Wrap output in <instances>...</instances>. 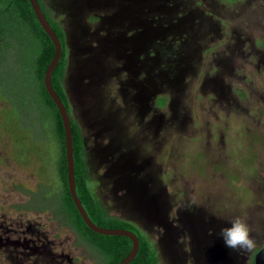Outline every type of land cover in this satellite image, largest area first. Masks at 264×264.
Listing matches in <instances>:
<instances>
[{"label":"rangeland","instance_id":"374dc122","mask_svg":"<svg viewBox=\"0 0 264 264\" xmlns=\"http://www.w3.org/2000/svg\"><path fill=\"white\" fill-rule=\"evenodd\" d=\"M43 3L66 36L63 86L108 214L143 232L160 264L253 262L264 247V0ZM7 30L0 264H100L64 224L55 119L42 98L25 106L15 63L32 49ZM237 216L257 241L239 255L218 235Z\"/></svg>","mask_w":264,"mask_h":264},{"label":"trees","instance_id":"16d2710c","mask_svg":"<svg viewBox=\"0 0 264 264\" xmlns=\"http://www.w3.org/2000/svg\"><path fill=\"white\" fill-rule=\"evenodd\" d=\"M37 2L45 18L59 38L62 46V54L53 70L51 81L56 94L64 103L70 116L76 192L81 204L90 220L96 226L111 229H127L137 235L139 239V250L134 259L128 264H160L156 248L152 241H150L148 237L131 222L109 215L102 202L98 199L94 188L90 187V177L88 174L83 137L78 125L73 119L65 87L63 86L68 65L66 36L61 25L53 19L52 10L43 3V0H37ZM3 14H5L6 17H4ZM7 28L14 29V32L19 35L20 38L18 44H22L26 40L25 45L30 46V49H32V52L28 54L30 56L28 60L18 58L15 63L19 65L17 66V71H19L22 78L24 77V79L21 78L22 80H20V84L22 85L23 83V86L27 88L24 92L25 94H23L24 96L28 95L26 97L27 101L25 102V106L30 109H33V105V107L39 108L40 106H36V104L40 102L38 101L39 98H42L45 116L50 115L52 118L50 112V110H52L55 119L53 123L54 129L55 132H57L62 146L60 160V162H62V167H59V173L64 175L66 182V199L63 197V201L65 200L64 203L68 204V208H64L65 221L62 218L63 216L60 215V218L64 221V224L75 232L82 243H84L86 247L99 258L100 264H118L131 250L132 243L130 239L124 236L101 235L90 230L82 220L70 197L67 188L63 124L60 114L48 95L43 82L45 70L54 56L55 48L38 23L29 0H0V55L6 51L3 44L7 47H9V45L11 47L15 45L12 42L10 43L8 38H5L4 42L1 37L2 30L7 31L8 34L12 33L8 32ZM7 41L9 43H6ZM10 53L12 55L11 57H13V53ZM29 69L31 70L28 71ZM5 72L6 70L0 71V75H3ZM2 81L4 80L0 77V82ZM16 83H13L12 86ZM42 209L43 208H36L35 210Z\"/></svg>","mask_w":264,"mask_h":264},{"label":"water","instance_id":"95a60500","mask_svg":"<svg viewBox=\"0 0 264 264\" xmlns=\"http://www.w3.org/2000/svg\"><path fill=\"white\" fill-rule=\"evenodd\" d=\"M35 17L40 24L41 28L44 30L46 35L49 37L51 42L54 45L55 52L54 56L51 59L50 63L48 64L45 73H44V86L45 89L50 96L51 100L55 104L64 129V141H65V159H66V171H67V188L70 194V197L79 212L82 220L87 225V227L92 230L93 232L101 235H116V236H124L130 239L132 246L131 250L128 255L122 259L118 264H128L130 263L134 257L136 256L139 250V239L137 235L127 229H111V228H102L96 226L88 217L86 211L84 210L81 201L76 192V180H75V169H74V158H73V139H72V129H71V121L68 111L62 102V100L56 94L53 86H52V73L57 65L61 54H62V46L59 38L55 34L54 30L52 29L51 25L45 18L41 8L37 2V0H29ZM254 264H264V247L259 249L254 256Z\"/></svg>","mask_w":264,"mask_h":264},{"label":"clouds","instance_id":"9594fccd","mask_svg":"<svg viewBox=\"0 0 264 264\" xmlns=\"http://www.w3.org/2000/svg\"><path fill=\"white\" fill-rule=\"evenodd\" d=\"M230 224V227H222L218 233L226 246L238 255L253 251L257 247V241L251 235L247 221L237 216L230 221Z\"/></svg>","mask_w":264,"mask_h":264},{"label":"flooded vegetation","instance_id":"af4514ba","mask_svg":"<svg viewBox=\"0 0 264 264\" xmlns=\"http://www.w3.org/2000/svg\"><path fill=\"white\" fill-rule=\"evenodd\" d=\"M83 142H84V140H83ZM84 145V144H83ZM85 147V146H84ZM85 153H86V150H85ZM86 162H87V155H86ZM261 249V248H260ZM259 250V249H258ZM257 252V251H256ZM255 256V255H254ZM253 260H254V257H253ZM250 264H252V260H251V262H250ZM253 264H254V261H253Z\"/></svg>","mask_w":264,"mask_h":264}]
</instances>
